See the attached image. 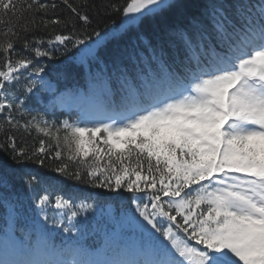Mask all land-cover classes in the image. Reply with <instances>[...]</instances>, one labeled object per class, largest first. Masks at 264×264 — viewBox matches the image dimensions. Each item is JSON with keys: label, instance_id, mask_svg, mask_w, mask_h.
<instances>
[{"label": "snow or ice", "instance_id": "6c2138e0", "mask_svg": "<svg viewBox=\"0 0 264 264\" xmlns=\"http://www.w3.org/2000/svg\"><path fill=\"white\" fill-rule=\"evenodd\" d=\"M62 2L75 14L72 19L46 20L39 14H47L49 8L54 10L56 5L26 0L21 11L31 12L32 21L20 31L11 26L3 31L0 38V112L14 107L20 111L23 107L22 103H15L12 93L5 92L6 85L18 82L19 75L30 68L29 76L46 70L43 65L35 67L34 59L23 51L17 52V42L22 40L23 49L35 58L52 57L54 52L63 54L69 51V42L73 47L83 45L85 51L91 50L86 40L78 38L76 33V19L83 22L82 26L91 23L87 11H79V6L69 0ZM109 7L119 11L116 4ZM185 10L184 0H129L123 7V14L126 23L134 24L144 16L164 19L171 13L180 17ZM16 11L14 0H0V16L14 15ZM211 19L212 30L218 36H224L228 28L235 32L240 23L225 14L223 5L213 6ZM0 23L7 24V21L0 20ZM70 23L72 34H54V38L47 41V47L42 37L31 42L28 39L29 33L43 31L50 25L67 27ZM240 27L241 31L247 29L258 35V40L245 35L243 49L219 59L215 57L214 48L204 45V40L210 36L202 20L193 18L186 27L167 29L164 40L145 44L150 57L146 58L143 53L118 55L113 65L114 73L126 80L125 59L133 62L134 67L138 58L150 59L163 70L167 65L166 57H182L181 63L186 61L196 66L187 87L177 94L153 99L147 105H141L139 98L134 97L132 106L119 118L110 117L109 123L85 121V125L91 123L92 126L81 127L80 121L60 122L57 131L65 132V144L75 145L69 160L82 158L86 163L85 158L89 156L96 161L106 157L107 166L90 165L86 172L79 169L69 172L68 165L60 164L51 171L64 180L83 181L110 192L124 189L133 194L132 203L140 218L136 222L148 238L152 258L131 264H264V3L258 20L244 21ZM95 36L99 41L100 32ZM58 45H63V49ZM209 53L211 58L205 59ZM14 55L18 58L13 59ZM29 85L28 92L35 81L29 79ZM7 124L14 130L23 129L28 133L35 128L37 133L44 135H50L55 127L38 115L21 124L12 118L11 111ZM101 133L103 135L98 136ZM8 140L11 153L0 161L5 175L9 169L26 161L35 160L44 166V140H40V147L31 154L24 147L18 148L13 136L9 135ZM98 141H102L103 147ZM55 156L60 158L61 152L56 151ZM144 161L147 174H142ZM39 182L34 175L25 180L29 188ZM56 183L59 181L55 177L48 178L49 187ZM149 190L151 198L141 206L136 193ZM51 199L46 189L37 203L45 205ZM54 206L67 209L69 220L77 216L72 210L74 207H92L84 202L74 205L61 194L55 196ZM51 222L61 225L59 219ZM63 230L73 232L75 228L69 225ZM0 264L81 262L0 259Z\"/></svg>", "mask_w": 264, "mask_h": 264}, {"label": "trees", "instance_id": "16d2710c", "mask_svg": "<svg viewBox=\"0 0 264 264\" xmlns=\"http://www.w3.org/2000/svg\"><path fill=\"white\" fill-rule=\"evenodd\" d=\"M17 11L13 15L0 16V20L7 21V24L0 23V38L6 27H14L20 31L25 24L32 21V13L26 10L21 11L26 0H14ZM30 2V0H28ZM40 3L49 5L55 4L53 10L49 8L48 13H40L46 20L59 19L64 21L72 19L75 14L63 4L62 0H39ZM74 6H79L81 12L87 11L91 23L82 26L83 22L78 19L76 33L78 38L85 39L86 44L91 46L90 51H85V46L73 47L69 42V51L54 52L52 57L35 58L28 50L23 49L22 40L15 45L16 51H23L24 55L34 59V66H45V72L35 75L32 69L24 71L18 77V82L6 85L5 92L12 93L16 104H23L20 111L15 107L11 110L5 109L0 112V161L7 159L11 153L8 136L15 139L17 147H24L29 154L40 147V140L45 141L46 155L43 158L44 166L41 167L35 160L26 161L23 165L9 169L5 175V169L0 165V234H10V241L15 250L29 248L38 252L41 248L46 249L54 258V261H79L83 263L86 257L102 253L101 264H131L134 261H141L144 251L150 250L148 243L142 240L143 233L135 222L139 214L135 211V204L132 203V193L124 189L118 192H110L108 189L95 188L83 181L64 180L57 176L51 169L60 164L68 165L69 172L79 169L86 172L90 165L107 166V158L96 161L89 156L86 163L82 158L69 160L68 156L73 155L75 145L69 147L64 142L65 132L60 128V122L67 120L70 123L77 122L80 115L74 110L58 109L51 101L52 93L65 91L75 94L82 91L84 95L97 101L104 108L111 111H125L132 106L134 97H138L141 105H147L153 99L167 95H174L183 89L184 85L190 83L191 72L195 70V64L181 63V59L172 56L166 57V68L162 70L156 62L139 60L133 62L124 60L128 67L126 80L120 79L119 73H114V61L118 55L127 56L129 53H143L146 58L150 53L145 51V44L151 41L157 44L164 40L167 29L172 27H186L193 18L202 20L206 26L210 39L204 40L206 48L215 49V57L226 58L235 55L237 50L243 49V37H253L258 40V35L245 29L241 31L244 21H256L259 18L260 9L264 0H184L186 5L185 14L177 17L171 13L165 15L164 19L159 16H144L137 23H126L123 14V7L127 6L129 0H69ZM112 4L119 6V11H113ZM224 6L225 14L233 21L239 20L236 31L228 28L224 36H218L212 30L213 6ZM243 5L241 8L240 6ZM39 22V16L37 17ZM258 27V26H257ZM53 29L55 32L53 33ZM72 24L67 27L61 25H50L43 31L29 33V41L43 38L44 46L47 41L54 38V34H72ZM96 32H100V40L97 41ZM23 35V33H21ZM63 49V45H58ZM18 58L15 55L13 59ZM211 58V53L209 57ZM29 79L35 81V86L30 92L27 91ZM52 83L54 91L47 88ZM26 94V95H25ZM9 111L12 118L23 124L32 116H39L45 121L54 123L50 135L37 133L35 128L30 133L23 129L14 130L7 124ZM43 127V125H42ZM100 134L98 136H102ZM103 147L102 141H98ZM56 151L61 152L60 158H56ZM127 164V161L125 162ZM147 174V162L144 161ZM153 163H155L153 161ZM119 167V165H117ZM111 174V172H109ZM39 178L31 188L25 180L31 176ZM55 177L59 183L49 187L48 178ZM135 177H133L134 179ZM159 186V181L157 180ZM143 188V184H141ZM49 192L52 199L45 205H38L37 201L44 194ZM61 194L70 199L74 205L81 202L91 204L89 209L74 207L77 216L71 220L67 209H57L54 206L55 196ZM138 203L143 206L151 198L149 192H138ZM166 199V198H163ZM125 217V218H124ZM59 219L60 226L51 221ZM73 226L75 231L64 232L63 228ZM167 227V223L164 224ZM190 243L194 244V241ZM149 252L152 258V250ZM80 257V259L78 258ZM79 259V260H78ZM86 264H93L90 259Z\"/></svg>", "mask_w": 264, "mask_h": 264}, {"label": "rangeland", "instance_id": "374dc122", "mask_svg": "<svg viewBox=\"0 0 264 264\" xmlns=\"http://www.w3.org/2000/svg\"><path fill=\"white\" fill-rule=\"evenodd\" d=\"M39 77H41L40 75H38ZM47 84V88L50 89L53 92V85L52 83H48L47 81H45ZM189 84L184 85L183 88L187 87ZM182 89L179 90V92ZM51 101L55 104V106L58 109H62V110H74L75 112H77L80 117L79 120L80 126L84 127V126H88L91 127L92 124L88 123L87 125H85V121H94V120H102L104 123H109L110 120L109 118H119L120 115H122L124 113V111L119 110V111H110L107 110L106 108H104L103 105L98 104L97 102L93 101L92 99L86 97L82 92H78L75 94H67L64 91L62 92H58L56 94L52 93V97H51ZM103 134V133H101ZM100 135V134H98ZM125 218V217H124ZM139 219H136L135 222ZM137 223V222H136ZM138 225V224H137ZM139 226V225H138ZM139 229L141 230V232L143 233L142 229L139 227ZM12 240V237L10 234L8 235H1L0 234V259H4V260H9V257L11 256V254H15L17 255L16 257V262H26V261H43V260H51L53 261L54 258L52 257V255L50 256L47 251L45 252V250L40 249V251L37 254H33L32 251L30 250H24L21 251L20 253H17V248H14L12 245V243L10 242ZM142 240L144 243L147 242L148 238L145 236V234L143 233L142 236ZM152 250V249H150ZM150 250L144 251L143 253L144 256H142V259H150V255L149 252L151 253ZM149 251V252H148ZM80 259V257H78ZM78 259V260H79ZM90 259H92L93 264H101L102 263V259H103V255L102 253H98L95 254L93 256H88L84 259L83 263L81 264H86ZM63 261H67V260H63ZM113 262H111L112 264Z\"/></svg>", "mask_w": 264, "mask_h": 264}]
</instances>
